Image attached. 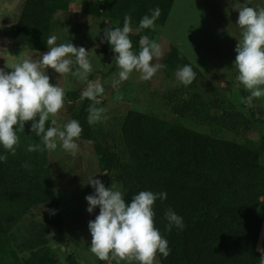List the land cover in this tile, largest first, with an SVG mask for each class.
I'll return each instance as SVG.
<instances>
[{"label": "rangeland", "instance_id": "374dc122", "mask_svg": "<svg viewBox=\"0 0 264 264\" xmlns=\"http://www.w3.org/2000/svg\"><path fill=\"white\" fill-rule=\"evenodd\" d=\"M23 2L0 0V68L12 71L10 68L25 58L39 60L48 51L47 40L52 35L57 37V44L71 41L93 51L88 79L104 86L97 106L107 108L106 119L91 125L100 141L112 143L120 153L121 125L126 112L133 109L144 113L150 124L163 131L171 129L172 145L177 133L190 137L195 143L192 161H196L198 151L204 150L200 161H204L205 172L214 178L227 180L229 174L203 146L207 136L254 148L264 164V97L253 101L261 112L247 106L243 98L250 93L237 81L238 70L234 66L235 48L242 38V29L236 24V8L245 0H63L32 39L14 41L11 35ZM247 3L264 7V0ZM157 7L161 15L154 27L139 29L142 17L150 16ZM126 15L131 17L133 51L139 52L140 39L147 36L163 51V56L153 62L165 67L149 81L142 80L141 73L134 70L127 81L114 89L111 81L119 69L114 63L116 53L104 41V29L109 24L122 27ZM185 65L196 72L194 90L211 104L208 120L191 113H176L175 103L168 98L179 82L176 72ZM45 71L51 83H59L66 93L64 107L55 117H49L46 128L52 126V119L63 127L72 117L69 106L80 103L86 84L70 73L61 77L51 68ZM118 94L121 99L116 98ZM230 107L244 115L246 128L228 130L214 121L213 117L224 115ZM31 123L26 122L18 133L14 155L0 145V155L7 156L6 161H0V264H139L135 260L113 259L111 254L102 261L90 251L92 236L88 224L100 209L98 206L93 213L87 211L86 196L95 191L87 181L98 173L94 179L109 188L115 183L116 190L122 192L116 171L106 168L101 155L81 136L76 155L63 150L59 142L56 150H48L42 138L32 133ZM198 138L200 145L196 144ZM29 145H38L41 150L30 152ZM127 156L131 160L142 157L140 151ZM105 171L109 174H99ZM258 212L262 229L257 247H264V194L259 198ZM154 264H160L157 255Z\"/></svg>", "mask_w": 264, "mask_h": 264}, {"label": "trees", "instance_id": "16d2710c", "mask_svg": "<svg viewBox=\"0 0 264 264\" xmlns=\"http://www.w3.org/2000/svg\"><path fill=\"white\" fill-rule=\"evenodd\" d=\"M62 2L24 0L11 39H32ZM195 86L196 79L189 86L179 81L168 98L175 103L176 113H191L208 120L211 104L202 99ZM90 104V100L83 98L79 104L70 105L71 120L80 122L81 137L101 155L106 168L116 171L126 202L130 203L131 197L140 191L167 192L166 200L157 199L154 204L155 226L168 240L171 250L167 258L157 253L160 264H259L257 243L262 218L258 206L264 194V164L256 149L228 139L205 137L203 146L229 174L227 180L217 179L203 169L204 161L200 158L204 150L198 151L196 161H192L195 143L190 137L177 133L172 145L171 129L163 131L150 124L144 113L130 109L121 125L118 153L112 143H103L94 135L87 121ZM252 110L261 112L257 106ZM213 119L228 130L246 128L244 115L232 107ZM196 144H201L199 138ZM138 151L141 158H128L127 153ZM168 208L183 217L182 230H166Z\"/></svg>", "mask_w": 264, "mask_h": 264}, {"label": "clouds", "instance_id": "9594fccd", "mask_svg": "<svg viewBox=\"0 0 264 264\" xmlns=\"http://www.w3.org/2000/svg\"><path fill=\"white\" fill-rule=\"evenodd\" d=\"M236 10L239 12L236 24L242 29V38L235 48L236 79L249 91L250 95L243 100L249 108H253V101L264 97V87H261L264 86V7L249 6L245 0ZM160 15V8H155L150 16L142 17L139 29L153 28ZM132 31L131 17L127 15L122 27L109 24L104 29V41L109 42L116 53L114 63L119 69L111 81L114 89L127 81L134 70L141 73L142 80L149 81L165 67L153 62L163 56L162 48L155 40L143 36L139 42V52L133 51L130 39ZM56 41L55 35L48 38V51L39 60L25 58L10 68L12 71L0 68V145L13 155L19 144L18 133L24 130L29 121L32 122V133L42 138L48 150H56L59 142L63 150L72 155L79 151L77 140L83 128L78 120L72 119L60 127L56 119H52V126L46 128L49 117H55L64 107L66 94L59 83H51L46 69L55 70L61 77L70 73L86 84L82 98L92 102L87 109L89 125L106 119L107 108L97 106L101 103L99 97L105 91L104 86L88 79L92 71L90 56L93 51L90 53L71 41L62 44ZM6 68L9 67L6 65ZM176 77L184 86H189L196 79V72L192 66L185 65L176 72ZM116 98L121 99L122 96L118 94ZM37 150H41L38 145L28 147L30 152ZM6 160V155H0V161ZM97 174L90 175L87 181L95 190L86 196L89 205L87 211L93 213L98 206L100 209L99 215L88 224L92 236L90 251L102 261L108 260L110 254L113 259L135 260L139 264H154L157 253L167 258L171 251L169 242L155 226L154 211L156 200H166L167 192L140 191L127 203L124 194L116 190L115 183L110 188L106 187L101 180L93 178ZM165 219L168 232L173 227L180 230L185 227L183 217L172 208L166 209ZM257 251L261 253L259 264H264V247L258 246Z\"/></svg>", "mask_w": 264, "mask_h": 264}]
</instances>
